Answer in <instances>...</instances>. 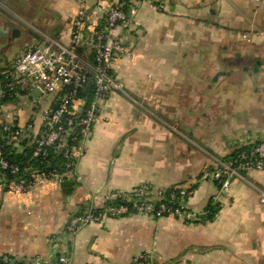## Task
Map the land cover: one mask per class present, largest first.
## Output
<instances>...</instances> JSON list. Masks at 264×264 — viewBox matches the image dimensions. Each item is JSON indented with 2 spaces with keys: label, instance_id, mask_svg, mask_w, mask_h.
Listing matches in <instances>:
<instances>
[{
  "label": "crops",
  "instance_id": "0c3cea01",
  "mask_svg": "<svg viewBox=\"0 0 264 264\" xmlns=\"http://www.w3.org/2000/svg\"><path fill=\"white\" fill-rule=\"evenodd\" d=\"M104 1L0 0L7 34L0 35V69L29 47L70 45L78 11L94 20ZM113 36L125 47L113 64L120 88L99 102L100 120L75 170L63 184L45 180L26 193L8 190L0 173V257L18 264H54L62 254L73 264H132L141 255L150 264H264V170L241 171L228 189L200 179L240 146L264 141V0L147 1ZM211 48L252 65L218 69L211 84L187 82ZM236 74L243 83L230 79ZM53 97L2 103L0 122L36 136ZM143 185L189 187L190 217L135 214L69 229L75 217L102 211L111 191ZM210 206L218 207L213 218Z\"/></svg>",
  "mask_w": 264,
  "mask_h": 264
},
{
  "label": "built area",
  "instance_id": "2783aa9c",
  "mask_svg": "<svg viewBox=\"0 0 264 264\" xmlns=\"http://www.w3.org/2000/svg\"><path fill=\"white\" fill-rule=\"evenodd\" d=\"M147 1L154 0H105L98 7L100 16L94 20L82 8L72 23L70 45L52 40L29 47L9 69L0 73V104L21 101L26 95H30V102L37 104L54 96L44 113L41 131L36 136L0 122V173L4 179L6 173L3 171L12 175L20 172V167L4 155L2 141L5 139L20 146V139L26 135L31 138V143L38 144V151L49 146L62 148L67 159L65 173L52 171L49 174H33L29 182L26 179L5 182L8 190L26 193L45 180H54L59 184L65 182L66 173L76 166L77 159L83 155V142L93 135L94 127L100 120L99 102L120 88L113 64L125 52V47L113 36V32L118 26L128 25L134 20L141 4ZM90 89L93 90L91 99L83 94ZM249 170H264V141L249 151L241 152L236 158L222 160L216 167L207 166L200 179L213 180L222 189H228L241 171ZM189 190L187 186L156 190L150 185L132 190H114L107 194L102 211H90L75 217L69 229L74 232L89 223H99L105 217L121 218L135 214L151 218L190 217L184 207ZM261 200L264 203V197ZM2 260L10 261L8 256H3ZM150 263L147 255H141L132 264ZM36 264L47 263L40 261ZM54 264L73 263L68 255L62 254Z\"/></svg>",
  "mask_w": 264,
  "mask_h": 264
},
{
  "label": "trees",
  "instance_id": "16d2710c",
  "mask_svg": "<svg viewBox=\"0 0 264 264\" xmlns=\"http://www.w3.org/2000/svg\"><path fill=\"white\" fill-rule=\"evenodd\" d=\"M93 90L83 92L84 95L89 96L91 99ZM31 138L26 135L20 139V146L24 147L22 153L17 152V146L13 144L12 141L5 139L4 143V155L7 159L17 164L20 167V172L16 175H12L9 171H3L6 173L5 182L19 181L21 179H26L27 182L32 180L33 174H49L52 171H57L59 173H65L67 159L65 157L64 149H57L56 147H42L38 151V144L36 142L31 143ZM261 141L243 145L234 150L233 153L224 158V160H230L236 158L241 152L249 151L252 147L256 146ZM75 170V166L71 171ZM70 171V172H71ZM68 173V172H67ZM218 212V207H209V217L213 218ZM10 261L4 262L3 257H0V264H18L16 260L8 256Z\"/></svg>",
  "mask_w": 264,
  "mask_h": 264
},
{
  "label": "rangeland",
  "instance_id": "374dc122",
  "mask_svg": "<svg viewBox=\"0 0 264 264\" xmlns=\"http://www.w3.org/2000/svg\"><path fill=\"white\" fill-rule=\"evenodd\" d=\"M217 50L211 48V49H205L204 54V60H203V69L202 72H198V75L196 76L193 71L189 72L187 82H197V83H203L205 85L214 83V78L216 77V71L218 69H224L227 71L229 67H239L241 69H245L247 66L252 65L251 61H244V60H236L229 61L221 58V55L216 54ZM199 69V68H198ZM231 70V69H230ZM3 70L0 69V72ZM5 71V70H4ZM229 72V71H228ZM234 82H242L243 77H241V74L231 75V78ZM243 83V82H242Z\"/></svg>",
  "mask_w": 264,
  "mask_h": 264
},
{
  "label": "water",
  "instance_id": "95a60500",
  "mask_svg": "<svg viewBox=\"0 0 264 264\" xmlns=\"http://www.w3.org/2000/svg\"><path fill=\"white\" fill-rule=\"evenodd\" d=\"M9 25V27H10V30L13 32V34H17V29H13V27H11V23H9L8 24ZM2 26H0V35H4L5 37L7 36V34H3V32H2Z\"/></svg>",
  "mask_w": 264,
  "mask_h": 264
}]
</instances>
